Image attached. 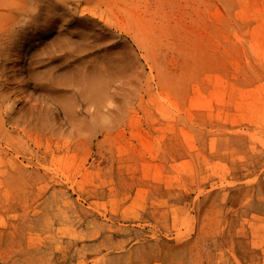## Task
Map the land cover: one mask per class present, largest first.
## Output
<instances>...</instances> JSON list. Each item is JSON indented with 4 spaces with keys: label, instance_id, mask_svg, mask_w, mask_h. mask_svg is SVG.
Masks as SVG:
<instances>
[{
    "label": "rangeland",
    "instance_id": "obj_1",
    "mask_svg": "<svg viewBox=\"0 0 264 264\" xmlns=\"http://www.w3.org/2000/svg\"><path fill=\"white\" fill-rule=\"evenodd\" d=\"M51 1L21 73L36 120L0 115V264H264L258 84L223 74L211 0Z\"/></svg>",
    "mask_w": 264,
    "mask_h": 264
},
{
    "label": "bare ground",
    "instance_id": "obj_2",
    "mask_svg": "<svg viewBox=\"0 0 264 264\" xmlns=\"http://www.w3.org/2000/svg\"><path fill=\"white\" fill-rule=\"evenodd\" d=\"M55 1L57 4H60L63 7L67 5L68 13L69 14L71 13L70 15L76 14L78 7L79 6L82 7L83 4L81 5L80 2L84 1L86 3V5H84V6H86V7L89 6L91 2H93V0H55ZM254 1L255 0H211V6L214 10V14H213L214 17L212 16V20L209 19L210 20L209 28L212 31L211 34L218 41V44L216 47L218 48L219 54L221 55V58L223 59V60L222 59L221 60L224 61V63L222 61L221 62L223 64H225L223 66L226 67L225 69H223V74L226 77H228L230 75V78L233 79L232 75L229 74L231 71V70L229 71V69H232L233 66L234 67L236 66L235 67L236 72H234V74L237 73V75L239 74L242 77L244 76L243 78L245 79V81L258 84V86L257 85L256 86L259 89V94L257 96H255V98H257V100L259 101L261 108L258 106L260 109H259V112L256 115H254L256 117H254L252 119L250 117L251 121H249L250 123H248L249 126L247 125L248 129L251 125H252L251 129L254 128L255 126L257 127L258 125H261L260 123L264 119L263 118L264 117V30L261 32L258 29V20H263V22H264V0H263V4L262 5L260 4L261 7H257L258 5L255 6ZM51 2H52L51 0H7L4 4V10H5L4 14L8 19V24L6 26H8V27L5 28V25H4V28L1 27L2 31H0V105L1 104H8V103H10V105L7 108H5V110L3 112L1 111L0 115H4L3 117H5V118H3V119H6V121L12 122L15 125H18L22 121L23 122L28 121L31 123L32 121L36 120V117H37L36 105H35L34 101L27 94L24 95L23 97H21V95L23 93H25V91L23 90L22 87H24L26 84V80L22 77V74H23L22 72L25 71V69H27L28 65H29V63H26V56L29 55V54H27V52L29 50V46L28 47H26V46L33 40L41 39V37L45 36L51 30V25L53 27L54 19H51L52 18V16H51V7H52ZM257 2H258V0H257ZM257 2H256V4H257ZM69 5H70V7H69ZM90 7H92L91 10L94 12L95 8L92 5H90ZM205 8H207V7H205ZM1 10H2V8H1ZM92 13H91V15H92ZM209 14H212V12L209 11ZM102 15L99 17H102ZM0 16H2V14ZM94 16H96V15H94ZM53 18H55V17H53ZM102 19L100 20V18H99V20H100L99 22H101L103 24V26H106V24L103 22ZM66 21H68V22H67V25L64 26L65 29L63 31H67V34H68L69 33L68 29L71 30L69 25L72 23H71V19H67ZM73 22H74V20H73ZM75 22H76V20H75ZM2 25L3 24H1V26ZM70 35H71V33H70ZM89 35L94 38V36L91 33V34H88V39L90 38ZM209 35H206V36L210 39ZM63 36H69V35L65 34ZM36 44H37V42H36ZM72 45H73V43L70 41V36L64 37V39L62 40V44L59 46V48L60 49H63L66 47L68 48ZM200 45H201V43H200ZM210 47L214 48L215 45L214 46L210 45ZM50 48H51V46H50ZM213 52L214 51H212V53ZM47 53H49V52H47ZM36 54L34 53L35 56H36ZM67 56H70V55H66L65 57L67 58ZM93 59H94V57H93ZM32 60H34V59H32ZM72 60H74V59H72ZM86 60H88V59H86ZM86 60H83L81 56L75 60V62H77V65H78L77 67L79 68L80 71L88 65L89 62ZM95 60H96V58H95ZM38 61H40V60H38ZM215 61H217V60H215ZM221 62H220V64H221ZM90 63H91V61H90ZM94 65H93V67H94ZM29 67H31V66H29ZM228 67H229V69H228ZM47 68H49V69H47V71L50 72V70H51L50 67H47ZM89 68H91V67H89ZM95 68L96 67H94V69ZM30 69H28V70L30 71ZM86 70L87 69H85V71ZM29 74H28V76H29ZM31 74L35 75L34 71H32ZM36 74H38V73L36 72ZM41 74H40V77H41ZM33 75H32V77H33ZM205 75H206V73H205ZM36 76H38V75H36ZM43 76H45V75L43 74ZM207 76H208V74H207ZM28 79H30V78L28 77ZM48 80L49 79L47 78V81ZM222 80H223V78H222ZM204 81H206V80H204ZM237 83H239V82H237ZM199 84H201V83H199ZM218 84H220V83H218ZM230 84H229V86H230ZM216 86H218V85H216ZM235 86H237V85H235ZM197 87H198V85H197ZM231 87H232V84H231ZM232 90H230V92ZM250 90H251V88H249V90H247V91H250ZM253 90H254V94H255L256 91H255V89L252 88V91ZM223 92H225V91H223ZM211 93H213V92H211ZM227 94H229V93H227ZM231 94H233V93H231ZM231 94H229V95H231ZM12 96H14V99H11V98H13ZM206 96H207V94H206ZM248 97L251 98V95ZM255 98L253 100H256ZM236 99H238V97H236ZM243 99H246V98H243ZM237 102H239V101H237ZM26 105H28V107H26V111L24 113V110H25L24 107ZM233 105H234V107L237 106V105L235 106V104H233ZM244 107H246V106H244ZM208 109H209V107H208ZM243 109H245V108H243ZM247 112H248V110H247ZM243 114H244V112H243ZM250 114H252V113L250 112ZM250 114H248V115L253 117V115H250ZM233 116H234V114H233ZM246 120H248V117ZM256 122H258V123H256ZM243 132H245V131H243ZM254 132H256V131H254ZM254 132L252 133L253 135L255 134ZM249 135H250V133H249ZM48 229H46V230H48Z\"/></svg>",
    "mask_w": 264,
    "mask_h": 264
}]
</instances>
